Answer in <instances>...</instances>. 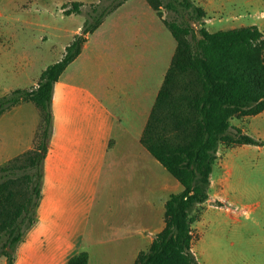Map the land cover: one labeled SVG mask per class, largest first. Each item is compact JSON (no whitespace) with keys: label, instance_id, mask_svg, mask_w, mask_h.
I'll use <instances>...</instances> for the list:
<instances>
[{"label":"crops","instance_id":"1","mask_svg":"<svg viewBox=\"0 0 264 264\" xmlns=\"http://www.w3.org/2000/svg\"><path fill=\"white\" fill-rule=\"evenodd\" d=\"M192 1L205 12L209 31L211 2ZM248 4L264 7L263 0ZM104 26L87 36L82 53L54 86L52 134L36 222L17 247L15 264H69L84 253L88 264H135L165 229L170 196L183 191L142 142L177 43L165 49L140 27L130 26L122 41L102 35L94 39ZM83 27L63 46L62 58ZM248 27L264 34V22L230 30ZM42 61L30 58L29 17L3 27L0 99L37 87L49 67L41 68ZM42 124L33 103L0 118V167L35 148ZM232 125L264 142V112L236 118ZM224 148V155L218 153L222 174L217 181L211 179L210 198L199 220L208 261L197 259L200 264H264V145ZM97 219L104 220L102 227ZM0 264L7 260L0 259Z\"/></svg>","mask_w":264,"mask_h":264},{"label":"trees","instance_id":"2","mask_svg":"<svg viewBox=\"0 0 264 264\" xmlns=\"http://www.w3.org/2000/svg\"><path fill=\"white\" fill-rule=\"evenodd\" d=\"M172 33L176 55L164 80L146 128L143 144L152 156L181 184L183 191L170 196L165 206V229L135 264H200L193 252L191 217L205 204L221 145L262 146L234 127L232 121L264 112V34L257 27L210 33L193 24L202 23L205 12L192 0H147ZM73 4L66 15L80 14ZM162 9L181 22H169ZM110 11L94 7L82 34L66 48L63 58L49 66L37 87L16 90L0 99V118L23 103H33L43 124L35 148L0 167V259L15 264L17 247L35 222L43 178V166L52 134L54 86L82 53L87 36L94 34ZM87 254L69 264H88Z\"/></svg>","mask_w":264,"mask_h":264},{"label":"rangeland","instance_id":"3","mask_svg":"<svg viewBox=\"0 0 264 264\" xmlns=\"http://www.w3.org/2000/svg\"><path fill=\"white\" fill-rule=\"evenodd\" d=\"M209 1L211 5L207 9V17L212 20V23L208 25L211 33L240 28L243 24L264 22V16L261 14L264 12V7H252L248 4L249 0H199L200 4H207ZM76 3L82 5L81 13L66 15L65 11ZM94 7H98L100 12L106 9L110 11L104 20L105 26L94 39L102 35L103 39L122 41L124 29L130 26L140 27L145 31L148 39H157L165 49L168 45L176 43L170 30L155 14L147 0H0V30L3 27L20 25L21 21L29 17L30 58H43L41 68H44L62 58L63 46L71 40L72 33L89 19ZM162 12L163 18L167 21L181 22L176 14L166 12L164 9ZM186 21L197 30L205 27V21L201 24H193L189 15L186 16ZM33 85L34 83L30 85V88ZM219 153L221 155L226 153L223 145L220 146ZM221 174L217 160L212 180L217 181ZM214 189L217 191L216 187ZM214 205L218 206L219 203L216 202ZM202 210L203 205L197 206L191 214V217L197 220L192 231L196 238L195 253L200 263L208 261L207 245L203 241V227L199 223ZM101 222L104 220H95L97 225L100 223V227L103 226ZM110 225L109 222L106 224V226ZM195 229L198 231L196 232Z\"/></svg>","mask_w":264,"mask_h":264}]
</instances>
